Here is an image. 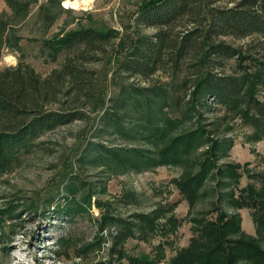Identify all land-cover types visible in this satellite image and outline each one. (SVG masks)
<instances>
[{
	"label": "trees",
	"instance_id": "16d2710c",
	"mask_svg": "<svg viewBox=\"0 0 264 264\" xmlns=\"http://www.w3.org/2000/svg\"><path fill=\"white\" fill-rule=\"evenodd\" d=\"M6 3L11 12L0 11V58L5 50L21 56L0 67V180L25 157L48 149L40 141L44 135L98 110L94 131L76 159L78 171L48 199L54 212L72 219L93 206L103 210L93 243L106 239L102 233L108 227L111 255L128 264H264V170L249 171V163L228 160L237 121L252 129L247 142L264 140V0H142L138 31L118 61L125 81L104 97L91 65L115 42L114 29L79 26L43 37L38 57L56 64L43 74L26 60L18 25L34 4L46 31L66 10L59 0ZM161 166L182 168L173 179L180 199L124 216L114 204H139L136 189L126 188L111 200L101 197L113 175ZM244 172L252 182L241 187ZM209 180L226 205L249 209L256 235L242 229L240 212L219 210L215 221L195 219L189 242L175 247L182 224L176 208L182 199L194 209L208 195ZM24 199L15 198L17 204ZM5 202L0 231L19 206ZM130 239L150 244V251L130 253ZM60 241L64 247L70 242ZM168 248L174 254L168 256Z\"/></svg>",
	"mask_w": 264,
	"mask_h": 264
},
{
	"label": "rangeland",
	"instance_id": "374dc122",
	"mask_svg": "<svg viewBox=\"0 0 264 264\" xmlns=\"http://www.w3.org/2000/svg\"><path fill=\"white\" fill-rule=\"evenodd\" d=\"M45 1L47 0H38V3ZM3 3L5 6L2 10L10 13L11 9L6 0H0V6ZM141 3L142 0H59V7L66 12L59 15L48 31L38 16L37 4H34L27 19L18 25V33L23 37L21 45L24 56L38 71L46 74L56 64H46L38 57L43 37H50L62 28L75 29L79 26L112 28L118 37L108 48L107 54L101 56L99 62L91 65L98 72L101 97L108 96L125 81L119 72L118 61L138 31L135 27V18ZM152 31L153 29L142 30L143 33ZM244 42L235 41L238 45ZM20 56L19 51L5 50L0 58V67L16 64ZM160 76L161 73L153 79L156 80ZM98 114V110L90 112L88 120H78L44 135L40 141L47 143L42 146L48 149L37 150L25 157L20 167L1 178L0 207L5 205L7 199L15 201L14 205L19 206L14 215L6 219L0 231L2 237L0 264H128L126 260L118 261L111 255L112 238L109 236L108 227L102 233L106 239L100 244L93 243L97 232L96 220L100 218L103 210L93 206L88 213L70 219L54 212L53 208L48 206V199L56 195L67 175L78 171L76 159L94 131ZM251 130L248 126H242L239 121L236 122L232 132L236 143L228 160L241 165L249 163L247 166L249 171H262L264 140L247 142L246 136ZM181 173V167L161 166L141 173L113 175L108 181V192L101 197L104 200H111L124 189L133 188L140 193V203L122 206L115 202V212L124 216L135 212H149L160 203L173 202L181 198L173 182ZM91 178L90 175L85 176L87 180ZM249 182L252 180L247 172H244L240 186H245ZM216 186L213 180L207 182L208 195L202 197L194 209H190L187 201L181 199L174 212L182 219V224L173 237L175 247L184 246L189 242L197 225L195 219L215 221L219 210L228 214L240 212L242 229L248 234L256 235L249 209L237 210L226 205L225 201L219 199ZM16 197L25 199L17 204ZM61 237L69 238L68 246L64 247L61 244ZM158 239L156 238L153 243H157ZM88 243H92L91 247L83 248ZM126 247L132 254L149 252L151 249L150 244L136 239H130ZM172 254L173 249L168 248L167 255Z\"/></svg>",
	"mask_w": 264,
	"mask_h": 264
},
{
	"label": "crops",
	"instance_id": "0c3cea01",
	"mask_svg": "<svg viewBox=\"0 0 264 264\" xmlns=\"http://www.w3.org/2000/svg\"><path fill=\"white\" fill-rule=\"evenodd\" d=\"M4 3L0 6V10H2V8H4ZM165 264V263H164Z\"/></svg>",
	"mask_w": 264,
	"mask_h": 264
}]
</instances>
